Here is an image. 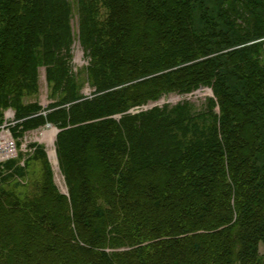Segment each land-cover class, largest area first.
<instances>
[{"label": "trees", "instance_id": "16d2710c", "mask_svg": "<svg viewBox=\"0 0 264 264\" xmlns=\"http://www.w3.org/2000/svg\"><path fill=\"white\" fill-rule=\"evenodd\" d=\"M68 6L0 0V116L17 111L13 135L60 130L69 193L65 213L44 211L46 188L7 190L26 167L0 164L13 169L0 173V264H263L264 0H97L95 18L80 7L82 30L101 32L85 42L92 99L56 50L67 37L49 32ZM39 66L62 92L45 112ZM203 89L213 96L201 106L137 111ZM55 218L66 235L45 226Z\"/></svg>", "mask_w": 264, "mask_h": 264}, {"label": "rangeland", "instance_id": "374dc122", "mask_svg": "<svg viewBox=\"0 0 264 264\" xmlns=\"http://www.w3.org/2000/svg\"><path fill=\"white\" fill-rule=\"evenodd\" d=\"M68 1H69V6H68L69 11L67 13L69 14L68 22L67 23L66 21L61 22L60 24L54 26L53 31H49V30L48 31L53 36L67 37L68 47H64V44H60L59 47L56 48V50L61 49V53L66 60L63 58V56L60 57L66 61L67 68L70 71V73L76 76L75 82L78 83L77 87H80L83 98L92 99L93 97H95L96 90L92 85V80H91L92 78L89 76V67L91 66L92 58L91 56H89L87 52V48L85 47V42L88 43V48H91L93 45L96 44L97 40H100L101 32H94V28H93L94 23H92L91 21H87V22L84 21V23L86 22V24L83 27L84 28L83 31L78 10L80 9V7H82L86 10L87 13H90L92 15V18H95L97 14L96 11L97 0H85L83 1L82 6H80L78 0H68ZM100 7L102 8L101 2H100ZM36 20L37 22H40L39 18H36ZM43 21L46 22L45 19ZM67 32H71L70 37H68ZM83 33L85 34L84 39H83ZM52 45L56 46V44H52ZM66 50H69V54H70L69 56L66 55ZM79 54H81L80 58H79ZM37 71H38L36 74L37 80L39 79V81L37 82L40 85L39 101L41 103V106L43 107L42 108L43 112H45L49 108V104L53 101L52 99L49 98V92L54 91L55 89L53 90L48 85L47 66H39L37 68ZM32 93L34 95H28L24 99L26 105H30L35 102L36 100L35 98L36 96H38V93L36 92H32ZM55 93L56 95H58L57 97L62 95L60 89H56ZM63 95L65 94L63 93ZM210 96L212 97L210 91L208 89L207 90L203 89L200 91V93L195 92L194 94L188 96H177L175 94H172V95H168L163 99L165 100L164 105L174 106L183 101H191L197 106H201ZM159 101L154 103H158ZM144 107L142 109L137 108V111L144 110L145 109ZM131 111L135 112L136 109H133ZM9 114H12L13 116L8 117ZM6 122H8L10 125L16 124L15 125L16 128L19 125V120L17 119V111H15L12 108L3 111V117L1 118L0 116V125H1L0 130L6 124ZM55 128L56 127L49 124L41 129L30 131L21 136H19V131L17 129L15 130L17 131L16 133L14 131V136L18 145V157H16V160L14 162L9 164H14L15 168L18 166L26 167V173L20 179H16V180L10 179L6 186L8 187L7 190L9 189L15 190L17 193L21 194L23 198L37 191L38 186L39 189L46 188V190L39 192L40 194L44 195L45 198L47 199L45 202L46 209L44 208V211L47 210L50 213H55V212L65 213L67 210V205H66V200L64 199H66L65 190L67 189V185L65 182V178L60 171V166H59V160L56 150L57 135L55 134L54 137L55 141L53 148L49 147L48 140L43 141L40 139L45 131H51L52 129L55 130ZM50 137L51 136H49V138ZM34 144L41 146L44 149V152H46L47 155L49 166L44 155L37 152L38 146L33 147ZM52 149L54 150V153H56L57 156L56 161L58 162V165L56 162H54V160L51 157ZM1 169L4 170L5 175H8L13 172V169H11L8 164L0 167V173H1ZM48 170H51L52 172L51 179L48 177ZM20 180H21V185L18 184ZM51 181L53 182V185L56 188V192H52L51 188L47 189V185H49ZM62 195L65 197L64 199H60V196ZM32 212H34V210H32ZM44 224L49 228L55 227L54 230H56V232H58V227H59V230L62 233V235H66L67 233L66 227L64 228L62 221L58 220L57 218H55V220L53 221H49V220L45 221ZM40 240L41 237L36 238L35 240L36 245L40 244ZM261 253L263 255L262 263L264 264V246H261Z\"/></svg>", "mask_w": 264, "mask_h": 264}, {"label": "built area", "instance_id": "2783aa9c", "mask_svg": "<svg viewBox=\"0 0 264 264\" xmlns=\"http://www.w3.org/2000/svg\"><path fill=\"white\" fill-rule=\"evenodd\" d=\"M7 125L6 123L0 130V164L6 163L18 156L17 141L12 135L10 126Z\"/></svg>", "mask_w": 264, "mask_h": 264}, {"label": "bare ground", "instance_id": "6f19581e", "mask_svg": "<svg viewBox=\"0 0 264 264\" xmlns=\"http://www.w3.org/2000/svg\"><path fill=\"white\" fill-rule=\"evenodd\" d=\"M80 55L81 54H79V58H80ZM9 115L12 116V114H9ZM49 136H51V137L49 138ZM54 137H55V130L52 129L51 131H45L40 139L43 140V141L44 140H48L49 147L53 148L54 141H55ZM51 157L54 160V162H56L55 153H54L53 149L51 150Z\"/></svg>", "mask_w": 264, "mask_h": 264}, {"label": "water", "instance_id": "95a60500", "mask_svg": "<svg viewBox=\"0 0 264 264\" xmlns=\"http://www.w3.org/2000/svg\"><path fill=\"white\" fill-rule=\"evenodd\" d=\"M209 90V89H208ZM201 91V90H200ZM200 91H197L196 93H200ZM210 91V93H211V95L213 96V92L211 91V90H209ZM165 104V100L164 99H161L158 103H154V104H150V105H148V106H145L144 108V110H149V109H152V108H154V107H156V106H162V105H164ZM132 113H134V111H131ZM120 118V117H119ZM59 132H60V130L58 129V128H55V134L56 135H58L59 134ZM57 156H56V153H55V158H56ZM56 163H57V165H58V162L56 161ZM58 169H59V167H58ZM65 194H67L68 195V190L66 189L65 190Z\"/></svg>", "mask_w": 264, "mask_h": 264}]
</instances>
